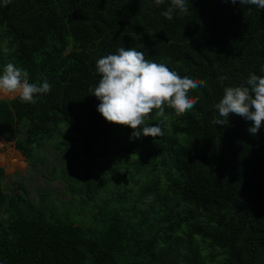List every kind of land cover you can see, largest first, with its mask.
<instances>
[{"label": "trees", "instance_id": "trees-1", "mask_svg": "<svg viewBox=\"0 0 264 264\" xmlns=\"http://www.w3.org/2000/svg\"><path fill=\"white\" fill-rule=\"evenodd\" d=\"M0 82L1 139L73 154L68 203L0 167V264H264V0H0Z\"/></svg>", "mask_w": 264, "mask_h": 264}, {"label": "rangeland", "instance_id": "rangeland-1", "mask_svg": "<svg viewBox=\"0 0 264 264\" xmlns=\"http://www.w3.org/2000/svg\"><path fill=\"white\" fill-rule=\"evenodd\" d=\"M80 56V52L76 48L68 47L62 52H60L55 59L47 60L46 56L41 57L38 61H35L30 66L27 64L26 73H33L31 76L39 75L43 73L44 70L57 71L58 73L64 69L65 66L71 63V60H74ZM46 59V65H43V60ZM41 69V70H40ZM38 79V78H37ZM6 88H5V87ZM26 91V86L24 83L18 84L14 89H9L5 83L0 82V99L11 100L17 96H22ZM56 137V136H55ZM55 137L53 139H55ZM56 141L50 144L52 148L44 146L42 152L46 157V163L42 166H37L32 168L27 162H25L24 157L14 149L13 142H6L0 138V167L4 170V179L2 184V192L7 196L15 195H24V190L28 193V199L33 203L39 201L43 196H46L49 200H57L58 202H66L72 200V196L65 191L64 183L58 179L59 171L66 169L69 163L72 161L73 154L65 155L62 151L54 149V144ZM72 142V150H77V146ZM74 145V146H73ZM129 182L132 173L128 172ZM114 180L110 182L112 187ZM139 187L140 183L132 181L130 186L126 189L129 191L132 190V187ZM122 188L121 183L119 182L118 190L110 188L109 195L110 197L115 196V193ZM134 193L131 192L133 196ZM107 196L106 193L101 192L96 198V203L93 206L101 205V200H112ZM134 197V196H133ZM45 198V197H44ZM46 199V200H47ZM74 200V199H73ZM80 201L75 199L72 205L77 206L75 211L82 215L83 220H89L91 218L90 209L91 206L85 205L82 208H86V211L81 209ZM60 206V205H59ZM126 206H129V202ZM95 212H99V208H95ZM87 220V221H88ZM204 252H213L209 248H205ZM216 252V251H214ZM219 258L215 262L209 264H218Z\"/></svg>", "mask_w": 264, "mask_h": 264}]
</instances>
